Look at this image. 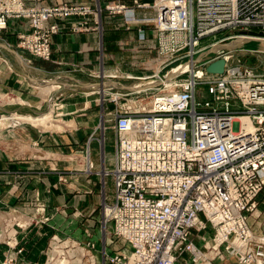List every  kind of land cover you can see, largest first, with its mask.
Listing matches in <instances>:
<instances>
[{"label": "built area", "instance_id": "obj_1", "mask_svg": "<svg viewBox=\"0 0 264 264\" xmlns=\"http://www.w3.org/2000/svg\"><path fill=\"white\" fill-rule=\"evenodd\" d=\"M105 8L111 14L127 9L123 4ZM154 8L158 57L165 64L188 57L192 64L183 83L175 71L126 76L141 81L136 94L155 88L152 81L171 90L156 95L146 113L129 107L116 115L113 167L102 171L112 177L114 195L103 204V220L126 247L109 250L106 242L104 264H179L183 253L201 254L191 232L207 226L213 230L208 249L214 257L264 264V234H255L247 222L264 189V72L228 67L224 56L223 75L207 81L210 99L199 101L195 87L205 73L193 60L205 36L264 32V0H158ZM90 14L78 4L0 0V30L9 20H24L29 31L18 36L20 47L47 60L51 37L62 28L58 21L79 16V27L86 29ZM239 117L248 118L250 127Z\"/></svg>", "mask_w": 264, "mask_h": 264}, {"label": "rangeland", "instance_id": "obj_2", "mask_svg": "<svg viewBox=\"0 0 264 264\" xmlns=\"http://www.w3.org/2000/svg\"><path fill=\"white\" fill-rule=\"evenodd\" d=\"M157 2H106L104 10L109 18L105 17L103 22L93 14L89 17V20L93 17L94 24L103 22L111 30L108 44L100 45L99 64L108 67V72L102 75L109 77L114 84L105 88L77 86L73 90L57 86L43 91L45 93L41 89H32L33 92H41L37 97L43 99L41 111L37 114L20 112L15 94L5 96L0 92V264H104L102 248L106 242L110 241L109 250L125 249L126 245L114 238L111 224L103 220V204L111 202L114 195L112 177L104 176L102 171L113 167L116 115L129 107L132 112L146 113L156 95H164L171 90H162L159 84L146 93L136 94L133 91L141 81L127 79L126 76L131 74L133 78H141L157 71L160 75L175 71L181 73L176 79L179 83L188 76L185 70L192 64L188 57L165 64V60L156 54L157 11L154 4ZM119 4L127 8L125 13L129 15L123 11L111 14L105 8ZM58 22L62 24V21ZM114 26L121 28L124 36L128 32L134 38L136 35L137 43L120 44L123 35L114 33L117 31ZM141 33L144 34L143 39L139 37ZM228 37L233 35L219 32L199 40L193 56L195 68L205 73L195 87L199 101L210 99L207 81L223 75L209 74L205 68L225 55L228 56V67L240 65L254 73L264 72V53L232 50L221 54L223 51L218 46L212 47L225 44ZM17 44L21 48L19 39ZM50 58L37 59L48 61ZM97 74L93 76L98 78L100 75ZM35 85L40 87L41 83L36 82ZM81 94H86L85 102L81 101L84 96ZM229 101L233 108H238L235 99ZM85 103L87 107H84ZM67 104H74V114L64 113ZM86 117H94L96 126L86 127L83 124ZM17 139L24 143L23 149L17 146ZM87 149L92 162L88 160ZM93 149L98 156L103 152L106 157L105 166L100 171H97L99 161L92 158ZM31 162L33 167H30ZM108 186L106 192L104 188ZM30 190L35 193H30ZM199 233L202 231L197 235ZM210 233L206 236L207 242ZM206 241L197 246L202 253L209 251ZM178 262L206 264L202 260H193L190 253H183ZM211 264H224V261H212Z\"/></svg>", "mask_w": 264, "mask_h": 264}, {"label": "crops", "instance_id": "obj_3", "mask_svg": "<svg viewBox=\"0 0 264 264\" xmlns=\"http://www.w3.org/2000/svg\"><path fill=\"white\" fill-rule=\"evenodd\" d=\"M130 1L131 0H25L27 5L38 4L53 6L61 3H75L80 6H86L92 11L93 15L98 16L102 21L105 17L109 18L104 10L106 2H124L130 4ZM92 14H90L89 17ZM111 18L117 17L112 16ZM92 19L93 17L90 18L91 21L88 20L86 29H84V27H79L82 17L72 16L63 20L61 30L51 37L52 53L51 58L48 61L38 60L37 58L32 57L27 51L18 47V35L20 33L28 32L29 29L24 20H9L6 28L0 30V92L2 95L9 96L10 94L12 96V94H15L16 100L20 103H17V105H19L17 108L20 112L37 114L41 111L40 106L42 105L41 102L43 99L37 97L38 95H41V92H33L32 89H41L42 93H45L49 91V89L57 86L73 90L77 86H84L86 88H105L104 86L108 87L111 84H114L115 82L110 81L109 77L105 78V76L102 75L105 74V72H108V67L99 64L100 45L102 44L105 46L108 44V34L111 30L109 26L103 23L104 21L102 24L98 25L94 24L95 22ZM114 29L117 30L116 32L113 31L116 34L121 36L125 34L119 27L114 26ZM130 34L131 33L128 32L126 36L123 35L119 40L120 44L137 43L135 42L136 35L134 38ZM95 74L100 76H97L98 78H96L93 76ZM80 78L84 80H81ZM91 78L92 80H90ZM45 79H47L46 82L44 81ZM85 80L95 82V84ZM36 82L41 83V86H36ZM81 95L83 96L84 94ZM86 100L87 97L85 94L83 98H81V101L85 102ZM65 107H67L64 110L66 115H72L75 113V109L73 108L75 107L74 104H67ZM84 107H87V103L84 104ZM83 124L86 127L93 128L96 126L97 121L94 117H86ZM74 128L78 127L74 126ZM16 141L17 146L19 145L21 149H23L24 143L20 139H17ZM101 155L99 154L98 156V153L96 154L95 150L92 154L93 160L95 162L99 161L97 163V171H100V169L105 166V154L102 152ZM23 156L24 155H21V157ZM87 157L89 162H92L88 149ZM33 166L34 163L31 162L30 167ZM108 189L109 186L106 187V189L104 188L106 192ZM113 189L112 184V193ZM30 193L34 194L35 192L30 190ZM111 198L113 199V196ZM111 198L109 200H111ZM247 222L255 234H264V190H262L257 197L256 208L251 214L248 213ZM210 229L212 230L210 226H207L206 230L202 231V234L205 236L203 239L202 234L199 233V235H197V232H191V239L196 248L202 243V241H206L207 234L211 232ZM212 233L213 230L210 233L207 246L210 245ZM212 261H224V264H235L236 262V264H238L234 257L228 255L223 259L213 256L210 259L209 264H211Z\"/></svg>", "mask_w": 264, "mask_h": 264}, {"label": "water", "instance_id": "obj_4", "mask_svg": "<svg viewBox=\"0 0 264 264\" xmlns=\"http://www.w3.org/2000/svg\"><path fill=\"white\" fill-rule=\"evenodd\" d=\"M218 49L230 52L232 50H245L255 53H264V32L241 31L234 37L227 40L225 44H216ZM214 46V47H215ZM209 74H222L224 70V60L219 58L209 63L205 68ZM160 82L156 81L151 86H157Z\"/></svg>", "mask_w": 264, "mask_h": 264}, {"label": "bare ground", "instance_id": "obj_5", "mask_svg": "<svg viewBox=\"0 0 264 264\" xmlns=\"http://www.w3.org/2000/svg\"><path fill=\"white\" fill-rule=\"evenodd\" d=\"M216 45V44H215ZM215 45H212V47H214ZM221 50V49H220ZM224 52H225V54L227 53L226 51H223V53H221V54H224ZM229 53V52H228ZM226 56V55H225ZM183 66V65H182ZM181 66V67H182ZM180 67V68H181ZM155 82L154 81H152V82H150V84H154ZM149 83L148 84H146V85H150ZM155 86V85H154ZM150 87H153V86H151L150 85ZM135 88V87H134ZM23 119H25L24 117H23ZM240 121H242V122H246L245 123V126L248 128V127H250V120L248 119V118H245V117H239L238 118ZM205 246H207V241H206V244H205ZM208 247V246H207ZM198 251H200L199 249H197ZM201 254L203 255V256H201ZM201 254L200 253H196V255L195 256H192V259L193 260H195V261H197V260H202L203 262L205 261V263L206 264H209V259H211L213 256H214V252L213 251H211V250H209V251H206V252H201Z\"/></svg>", "mask_w": 264, "mask_h": 264}]
</instances>
